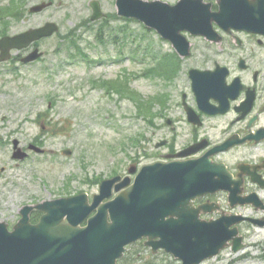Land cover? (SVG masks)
Here are the masks:
<instances>
[{
    "label": "rangeland",
    "instance_id": "rangeland-1",
    "mask_svg": "<svg viewBox=\"0 0 264 264\" xmlns=\"http://www.w3.org/2000/svg\"><path fill=\"white\" fill-rule=\"evenodd\" d=\"M28 1L29 9L47 0ZM53 1L33 15L25 4L0 0V38L47 22L60 27L39 42L42 60L24 65L14 55L0 66V222L10 227L26 205L89 190L88 178L122 173L138 156L155 160V106L163 89L152 54L161 57L170 46L135 22L122 26L137 41L107 49L98 34L105 23L89 27L91 0ZM184 65L202 63L197 57ZM14 140L24 150L33 144L46 152L14 159ZM67 149L72 156L63 154ZM249 242L258 247L239 254L229 249L205 264H264V230L250 234Z\"/></svg>",
    "mask_w": 264,
    "mask_h": 264
},
{
    "label": "flooded vegetation",
    "instance_id": "flooded-vegetation-1",
    "mask_svg": "<svg viewBox=\"0 0 264 264\" xmlns=\"http://www.w3.org/2000/svg\"><path fill=\"white\" fill-rule=\"evenodd\" d=\"M155 1L176 6L179 12L210 15V21L202 23V36L181 32L190 42L192 56L181 60L179 71L159 76L157 86L163 91L155 106V160L145 154L131 159V164H135L133 168L137 173L153 163H185L204 158L225 166L227 171L215 179L221 189L227 190L196 197L189 206L185 204L187 198L183 199L181 202H184L170 208L172 214L164 218H178L179 213L191 211L192 207L198 212L200 222L222 221L226 235L241 237V245L249 250L250 234L264 230V226L260 228L255 224H264V0ZM88 8L91 12L89 27H97L99 23L92 21L95 9L104 14L100 23L110 24L112 29L118 27L111 19L126 22V18L118 14V0H91ZM177 24L185 26L183 22ZM159 38L178 57L172 44ZM31 50L18 54L17 60L21 61ZM197 57L201 67L187 69L184 63ZM193 69H198L199 73L195 74L200 77L191 76ZM20 147L19 144L18 150L28 153L29 159L33 152L31 145L26 150ZM126 171L102 181L88 178L89 190L63 197L86 193L92 203L104 180L122 175L119 184L128 176L133 182L136 174L130 176ZM96 187L98 191L93 193ZM158 241L154 239L149 245L150 239H143L129 245L118 264L186 263L161 247L155 249ZM229 246L233 248V240H229Z\"/></svg>",
    "mask_w": 264,
    "mask_h": 264
},
{
    "label": "water",
    "instance_id": "water-1",
    "mask_svg": "<svg viewBox=\"0 0 264 264\" xmlns=\"http://www.w3.org/2000/svg\"><path fill=\"white\" fill-rule=\"evenodd\" d=\"M50 5H37L31 12L40 13ZM119 6L121 15L136 18L148 27L157 29L174 42L183 56L189 55V43L179 36V32L188 29L194 34H201V14L184 15L187 20L183 17L186 22L183 27L177 24L180 22L178 15L170 11V14L160 13V19L155 18V4L141 0H119ZM99 12L95 9L93 20L101 18ZM58 31L56 24L48 23L14 37H4L0 41V62L9 60L11 50L28 48ZM41 56L39 50H35L23 61L29 63ZM19 151L15 158H25L26 155ZM222 170L210 162L206 165H152L145 167L138 175L128 198L120 195L113 201L102 203L111 196L110 190L116 182L112 180L103 183L101 195L92 206L88 205V197L84 194L25 207L13 232L9 231L6 223H0V264H116L125 246L145 237L150 239L149 245L152 240L159 239L155 242V248H165L183 258L185 264H199L226 247L233 235H226L222 221L194 223L188 221H197V218L183 221L161 219L159 217L168 215L169 210L159 208L178 205L183 198L190 200L221 189L215 177ZM123 186H118L117 190ZM34 210L43 213L37 224L31 223L30 215ZM92 211H97L96 216L89 220L88 226L81 227ZM240 241L234 240L235 251L242 248Z\"/></svg>",
    "mask_w": 264,
    "mask_h": 264
},
{
    "label": "trees",
    "instance_id": "trees-1",
    "mask_svg": "<svg viewBox=\"0 0 264 264\" xmlns=\"http://www.w3.org/2000/svg\"><path fill=\"white\" fill-rule=\"evenodd\" d=\"M14 1H16V2H18V3H21V4H26V1H27V0H12V2H14ZM131 37H132L131 35H127V37H126L127 41H129V40L131 39ZM113 40H114V41H116V40L118 41L119 38H117V39H113ZM101 41H102V44H105L103 39H102ZM123 45H124V44H122V46H123ZM147 50H148V47H146L145 50H143L144 54H146ZM152 60H155V55H153V54H152ZM174 68H175V66H174ZM35 218H36V217H35Z\"/></svg>",
    "mask_w": 264,
    "mask_h": 264
}]
</instances>
